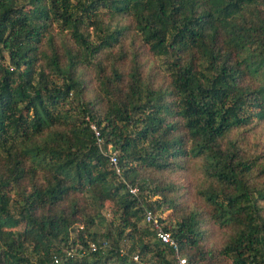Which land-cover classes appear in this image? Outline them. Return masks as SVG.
<instances>
[{
  "label": "trees",
  "instance_id": "1",
  "mask_svg": "<svg viewBox=\"0 0 264 264\" xmlns=\"http://www.w3.org/2000/svg\"><path fill=\"white\" fill-rule=\"evenodd\" d=\"M145 211L264 264V0H0V264H173Z\"/></svg>",
  "mask_w": 264,
  "mask_h": 264
},
{
  "label": "built area",
  "instance_id": "2",
  "mask_svg": "<svg viewBox=\"0 0 264 264\" xmlns=\"http://www.w3.org/2000/svg\"><path fill=\"white\" fill-rule=\"evenodd\" d=\"M92 129H94V127L91 125ZM95 135L97 136L98 133L95 131ZM96 142L97 145L99 146V149L102 153H105V151H103L101 145V140L100 138H96ZM108 157V161L111 164V166L114 168L115 173H119V169L117 167V160H116V154L114 151H110L107 154ZM126 187L128 188V191L130 193H135L136 188L133 187H129L126 184ZM144 221L149 225V227L154 231L155 237L164 245H166L167 247H169L174 255V262L173 264H189L188 261L183 257L180 256L178 253V249H177V244L176 241L171 237V235L163 229L162 224L159 222V220L149 211H145L144 212ZM94 249L93 245H90V250ZM132 260L136 263V264H147L144 261H141L137 255L132 256Z\"/></svg>",
  "mask_w": 264,
  "mask_h": 264
},
{
  "label": "rangeland",
  "instance_id": "3",
  "mask_svg": "<svg viewBox=\"0 0 264 264\" xmlns=\"http://www.w3.org/2000/svg\"><path fill=\"white\" fill-rule=\"evenodd\" d=\"M133 49L137 52H139V60L141 62H143L145 64L146 67H151L153 69H156V64L158 63V61L160 62V60L157 61L156 58L152 57L150 54H148L146 52V50L143 49L142 45H138V43H134L133 44ZM173 179L177 178V176H172ZM190 201H192V199H190ZM103 214L108 217L109 216V211L107 209L103 210ZM97 231H100L101 228L100 227H95L94 228Z\"/></svg>",
  "mask_w": 264,
  "mask_h": 264
}]
</instances>
